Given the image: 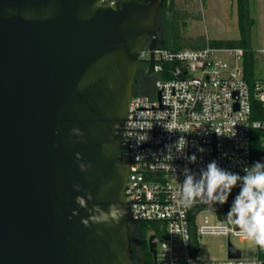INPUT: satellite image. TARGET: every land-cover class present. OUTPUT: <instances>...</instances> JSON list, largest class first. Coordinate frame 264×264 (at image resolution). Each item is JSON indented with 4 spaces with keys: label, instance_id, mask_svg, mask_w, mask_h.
<instances>
[{
    "label": "water",
    "instance_id": "1",
    "mask_svg": "<svg viewBox=\"0 0 264 264\" xmlns=\"http://www.w3.org/2000/svg\"><path fill=\"white\" fill-rule=\"evenodd\" d=\"M161 6L0 0V264H135L124 122L147 44L153 73ZM77 196L87 208L119 203L127 215L85 226ZM159 240L149 237L152 264ZM229 255L241 256L230 241Z\"/></svg>",
    "mask_w": 264,
    "mask_h": 264
},
{
    "label": "built area",
    "instance_id": "2",
    "mask_svg": "<svg viewBox=\"0 0 264 264\" xmlns=\"http://www.w3.org/2000/svg\"><path fill=\"white\" fill-rule=\"evenodd\" d=\"M151 51L145 45L139 58L147 62ZM261 51L264 54V48ZM245 52L243 47L210 45L156 47V95L134 94L129 102L124 134L131 167L125 194L133 220L162 221L168 226L167 237L156 235L157 264H264V259L244 255L233 244L240 257H231L228 250L224 259H206L193 246L194 236L204 234L251 240L224 217L239 186L223 205L198 200L186 207L181 201L185 169L199 174L215 160L241 175L252 164L251 131L264 129V119L251 120L252 100L259 99L264 107V78L256 75L253 84L246 80ZM192 154L195 163L187 159Z\"/></svg>",
    "mask_w": 264,
    "mask_h": 264
},
{
    "label": "rangeland",
    "instance_id": "3",
    "mask_svg": "<svg viewBox=\"0 0 264 264\" xmlns=\"http://www.w3.org/2000/svg\"><path fill=\"white\" fill-rule=\"evenodd\" d=\"M180 9L185 10L184 19L179 20L176 25L179 33L175 35L185 42L183 48H203L211 44L212 40H240L243 38L240 13L245 15L244 27L246 39L250 48L254 51L256 57L255 74L264 78V54L261 51L264 48V0H244L243 6L239 0H175ZM189 16H188V14ZM181 48V49H183ZM150 56V53H148ZM219 57L226 56L219 53ZM233 61L232 58L227 57ZM145 75V73H144ZM147 77V76H146ZM156 74H151L144 82V86L153 90ZM136 92V91H135ZM137 92H147L140 89ZM156 92H154V96ZM173 178V177H169ZM212 219H215L211 215ZM204 214L199 217L202 221ZM145 237L147 244L152 234L158 237H167L168 226L164 222L149 221L146 222ZM231 243L237 248L242 249L244 255L255 256L257 245L253 240H241L232 236ZM193 246L196 252H199L206 259H224L228 256L229 238L226 235L204 234L198 237L194 236Z\"/></svg>",
    "mask_w": 264,
    "mask_h": 264
},
{
    "label": "clouds",
    "instance_id": "4",
    "mask_svg": "<svg viewBox=\"0 0 264 264\" xmlns=\"http://www.w3.org/2000/svg\"><path fill=\"white\" fill-rule=\"evenodd\" d=\"M72 134L84 136V133L78 128L73 129ZM181 139L184 138L181 137ZM76 155L78 160L82 158L80 153ZM187 159L195 163L197 157L192 154ZM79 166L81 171H87L92 167L91 164L85 163H81ZM244 172L243 176L231 172L220 167L215 160L208 163L206 168L201 169L199 174L185 169V178L181 183V201L186 207L198 200L223 205L227 203L233 188L239 186L240 191L234 197L225 221L235 224L257 246L264 249V163L257 161L252 166L245 168ZM80 187V185H75L77 191L80 190ZM108 187L105 185L103 190L107 191ZM86 199L93 200L91 192L87 193ZM76 203L85 207L90 213L89 218L82 221L85 226H91L92 223H103L109 226L113 223L119 224L127 215V210L119 203L110 204L107 211L98 204L87 208L84 196H77ZM97 234L102 235L100 232Z\"/></svg>",
    "mask_w": 264,
    "mask_h": 264
},
{
    "label": "trees",
    "instance_id": "5",
    "mask_svg": "<svg viewBox=\"0 0 264 264\" xmlns=\"http://www.w3.org/2000/svg\"><path fill=\"white\" fill-rule=\"evenodd\" d=\"M244 0H239V4L242 7ZM187 13V12H186ZM188 14V13H187ZM185 10L180 9L175 0H162V6L157 15V47L168 48L171 50H179L184 47L185 42L180 40V37H176L179 33L178 27L176 23L184 19ZM245 13L241 11L240 13V23L243 33V38L240 40H219L215 39L211 41V44L215 47H243L246 49L245 58H244V71L245 78L250 83H254V79L256 77L255 74V62L256 57L254 55V51L250 48L246 37L244 20ZM189 16V14H188ZM147 62H145L144 69H147ZM157 78V77H155ZM156 80V79H155ZM155 81L153 90H149L147 92H134V94H147L154 96L155 92ZM264 119V107L262 102L253 98L252 100V116L251 120H263ZM251 149H252V164L251 166L257 162H261V156L264 154V129L261 128H253L251 131ZM245 173L241 174L243 176ZM149 221H140L133 220L129 225V236L131 242L132 256L135 264H152L153 263V255L149 251V245L147 244V239L145 237V227ZM135 252H139L142 258L141 263H136ZM254 256V255H253ZM255 256L261 259H264V249H261L257 246V250L255 252Z\"/></svg>",
    "mask_w": 264,
    "mask_h": 264
},
{
    "label": "flooded vegetation",
    "instance_id": "6",
    "mask_svg": "<svg viewBox=\"0 0 264 264\" xmlns=\"http://www.w3.org/2000/svg\"><path fill=\"white\" fill-rule=\"evenodd\" d=\"M144 65H145V61H142L139 64L136 80L134 83V92L135 91L137 92L140 89H143L144 91L146 89L147 91H149V88L145 87L143 84L146 81L147 77H149L151 74L147 73V69H144V67H145ZM144 73H145V75H144ZM135 251H136V249L133 251V253H135V258H137L136 263H141L142 262L141 255L139 254V252L137 253Z\"/></svg>",
    "mask_w": 264,
    "mask_h": 264
}]
</instances>
